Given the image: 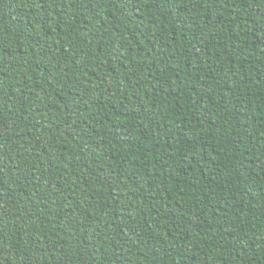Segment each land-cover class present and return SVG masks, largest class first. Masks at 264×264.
Masks as SVG:
<instances>
[{"label": "trees", "instance_id": "obj_1", "mask_svg": "<svg viewBox=\"0 0 264 264\" xmlns=\"http://www.w3.org/2000/svg\"><path fill=\"white\" fill-rule=\"evenodd\" d=\"M0 264H264V0H0Z\"/></svg>", "mask_w": 264, "mask_h": 264}]
</instances>
